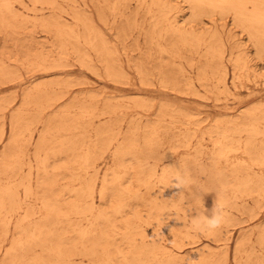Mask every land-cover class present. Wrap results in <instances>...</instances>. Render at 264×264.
I'll use <instances>...</instances> for the list:
<instances>
[{
  "label": "rangeland",
  "instance_id": "1",
  "mask_svg": "<svg viewBox=\"0 0 264 264\" xmlns=\"http://www.w3.org/2000/svg\"><path fill=\"white\" fill-rule=\"evenodd\" d=\"M165 5L152 0H14L12 7L15 16L5 13L7 22H1L4 14L0 10V97L3 98L1 103H8L4 115L0 111V134L3 132L0 154L11 139L15 143L12 142L6 149L7 161L24 154L18 167L13 170L0 167V174L6 175V171L14 170H20L23 174L31 171L35 190L38 172L47 173L37 169L45 152L35 153V143L43 132L47 145L51 147L47 153L49 163L56 165L53 169L48 168L47 174L50 176L39 177L42 183L45 180L51 182L46 200L39 194H26L24 185H18L22 195L20 207L15 206L10 214L7 232L0 231V264H12V261L32 264L37 255L47 254L49 248L46 247L53 244L30 241L26 249L16 248L12 251L9 247L20 237L21 224L31 228V224L39 223L42 229L60 235L65 246L93 243L104 236L100 232L104 222L99 216L84 217L72 210L71 206L78 196L76 191L84 179L74 178L71 173L80 171V165L85 164L81 158L83 146L89 144L91 147L97 142L98 135L94 129L106 120L119 118L116 126L121 134L118 141L113 139L111 150L97 159L96 189L98 191L101 185L103 174L115 167L118 161L127 167L130 176H108L115 192L108 196L111 201L105 205V209L109 219L115 223L114 227L108 226L109 236L116 240L103 244L120 246L126 253V246L131 244L122 241L127 222L140 225L141 234L153 232V228L143 219L134 218L132 210L127 209L122 213L114 211L119 197L116 193L120 188L119 183L133 181L131 176L139 163L147 166L156 161V157L150 156V152L140 147L144 140L148 137L156 139L159 142L156 154L172 153L173 160L190 155L194 147L199 146L206 151L203 161L209 163L206 158L213 149V140L210 138L213 133L209 134L208 128L215 119L229 121L241 118V109L258 106L256 112L259 113L264 107V36L255 42L249 35V29L236 23L233 12L229 10L221 11L187 0H175L174 6L167 5L168 9L174 8L166 14ZM77 8L86 12V20L94 26L92 34L99 38L103 36L114 58L122 62L126 77L115 79L106 72L104 64L96 57L98 54L86 41L91 36L92 28L76 22L74 15ZM59 22L68 26L62 27ZM172 23L194 35L187 34V40L182 41L181 36L170 29ZM72 27L81 33L79 39L72 36ZM98 37L91 40L92 44L99 46ZM212 45L225 50L226 86L220 83L221 87L218 88L213 87L217 82L213 75L207 76L203 82L197 78L198 65L206 61L207 47ZM74 48L92 54L94 66L82 64ZM237 57L246 60L249 77L233 79L231 58L234 61ZM40 64L49 68L45 74L37 69ZM136 64L145 70L144 77L139 75ZM181 68L186 75H191L192 85L185 84L180 78L178 72ZM254 69L262 74L255 78ZM19 80L24 83L17 85ZM35 82H44L47 93L64 95L53 108L38 113L44 98L35 94L24 95L26 87ZM17 111L20 112V120L13 124ZM47 122L49 124L46 126ZM260 127L264 130L263 122ZM228 128L231 129V126ZM102 134V138L109 139L113 133ZM184 134L188 135L189 146L182 144ZM230 138L233 141L249 139L246 134L233 131ZM118 143L136 151L122 153L117 160L112 152ZM249 147V153L242 148H234L228 158L235 162L242 178L249 177L255 181L258 176L264 175V167L254 161L264 155V134L255 138ZM157 163L161 169L167 165L168 159ZM221 164L229 174L236 173V168L228 162ZM249 165L252 168H248ZM207 175H197L198 182L205 181ZM0 181L2 187L7 188L8 178L3 176ZM251 186L256 189L255 185ZM155 191L156 195L174 203L171 210L158 212L166 230L162 239L164 244L167 243L169 248L180 254L193 246L202 248L208 245L218 251L222 248L211 240L207 232L201 233L194 229L192 232L197 233L194 239L198 241L192 246L184 244L179 249L175 240L167 242L171 230L180 227L173 218L174 213H178L180 222H188L184 217L186 206L180 201L181 190L175 187V182L167 190L158 182ZM258 191L235 193L229 185L221 192L227 197L230 214L228 224L224 227L232 235L227 264H237L235 245L242 233L250 234L252 243H255L256 249L259 248L257 240L264 233V193ZM95 201L98 207H104L98 192L95 193ZM50 207L55 208V214L47 216L45 214ZM132 207L139 211L142 218L149 217L152 212L150 206L142 201ZM84 230L89 232L84 235ZM138 243L147 244L148 239L145 237ZM249 249V243L243 246L239 253L240 264H245L246 250ZM74 257L75 264H96L80 255Z\"/></svg>",
  "mask_w": 264,
  "mask_h": 264
},
{
  "label": "bare ground",
  "instance_id": "2",
  "mask_svg": "<svg viewBox=\"0 0 264 264\" xmlns=\"http://www.w3.org/2000/svg\"><path fill=\"white\" fill-rule=\"evenodd\" d=\"M37 1V0H35ZM154 2H163L166 7V14L169 13L174 7L168 9V4L174 6L175 0H152ZM190 3L202 4L207 8H219L221 11L229 10L234 14V18L236 23L244 25L249 29L250 37L256 42L264 36V0H187ZM13 2L14 0H0V10L2 12L1 22H7L5 13L11 14V16H15L13 12ZM52 5L54 6L53 2ZM75 19L76 22L83 25L84 27L92 28L90 29L91 36L86 41H89V44L98 54L96 57L104 64L106 72L111 75L115 79H120L126 77V71L122 65V62L118 59L114 58L113 53L109 50L108 45L106 44V40L103 36H96L93 32V25L86 20L84 14V10L77 8L75 10ZM196 12H193V14ZM59 16V15H58ZM92 22V20H91ZM50 24V23H46ZM60 24V22H59ZM68 26V24L61 23L60 26L63 27ZM169 29V28H168ZM170 29L174 31V33H178L181 36L182 41H186L187 34L194 35L191 32H187L180 27H178L175 23L170 25ZM72 36H75L77 39L80 38L81 33L76 31L73 27L71 29ZM98 37L99 46L95 47L91 40ZM195 37V36H194ZM204 40V39H202ZM200 41V40H199ZM207 42V39L205 40ZM257 44V43H256ZM210 45V44H209ZM261 46V45H260ZM77 56H80V61L84 65H92L94 66L95 61L90 53H83L81 48H74ZM208 56L205 62H202L198 65V75L197 78L200 81H204L207 79V76L213 75L217 79V82L213 84V87H219L220 83L226 86V76H227V66L225 61V50L223 47L211 46L207 47ZM45 60V59H43ZM130 60V59H129ZM233 65V79H242L245 77H249V71L247 69V65L245 64L246 60L241 57H237L234 61L232 60ZM39 64V62L37 63ZM242 65V66H241ZM37 68L45 74L49 68L42 64L38 65ZM137 71L140 76L144 77L145 70L142 68L140 64H136ZM244 67V68H243ZM51 72V71H49ZM5 73V72H4ZM180 78L187 85H192V77L191 75H186L184 70L181 68L179 70ZM262 74L258 69H254L255 78ZM14 79V78H13ZM180 79V80H181ZM211 79V78H209ZM24 82L19 80L17 85H22ZM221 87V86H220ZM47 85L44 82H35L30 84L24 90V95L29 96L32 94L37 95L39 98H44V101L41 104L40 112H43L45 109L53 108L56 101L61 98L64 93L59 95H53L49 92L47 93ZM3 98L0 97V111H2V115H4L5 108L8 107V103L4 102ZM258 106H251L249 108L241 109V118H233L229 121H225L223 118H217L212 123V125L208 128L209 134L211 135V139L213 140V149L210 151V154L207 156V160L209 163H205L203 161V153H206L205 150L200 148L199 146L194 147L193 152L186 156L183 155L178 159L173 160L172 153L165 154H156L158 152L157 146L159 145L156 139L153 137H148L141 144L144 150L150 152V156L156 157V161L154 163H149L147 166L138 164L136 167V172L131 176L133 181H128L120 184V188L117 189V195L119 196L116 200V213H122L127 209L132 210L135 219H143L145 223L150 225L153 228L152 233L141 234L139 226L136 225V222H127L126 230L124 231V238L122 241L131 243L129 246H126L128 251L125 253L124 249L120 246L103 244L110 241H115L114 237L109 236L108 226H115V223L109 219L108 211L105 209V205L109 204L111 199H109V195L114 194V190L111 187V182L108 180V176L119 178L121 176H130L128 173L127 167H125L122 162L117 163L115 167L109 169L103 174V178L101 181V185L97 191L96 189V178H97V159L105 152L111 150V144H114L113 139L118 141L119 134H121V130L116 126L119 118H110L95 127V131L98 135V140L93 146H89L86 144L83 146V154L81 155L82 161L85 163L84 165H80V171L71 173V176L74 178L84 179L80 181L82 186L77 193V198L75 202L72 204L71 208L74 210L76 214H83L84 217L88 215H92L93 218H97L99 216L104 222L102 228L100 230L101 233L104 234L100 239L93 241V243H81V245L71 244L68 246L63 245V239L60 235L53 234L49 230H44L41 228L39 223L31 224V228H28L26 225L21 224L19 227L20 237L15 239L13 243L10 245L9 249L15 251L16 248L26 249L29 245L30 241L34 242H52L53 244L46 247L48 249L47 254L37 255L35 262L32 264H75V255H80L85 257L90 261H95L96 264H199L202 263H212V264H227L228 256H229V243L232 237L231 233L227 232V229L224 226L222 228L214 231L207 232V235L211 238V240L217 244H219L222 248L220 250H213L210 246L206 245L202 248L189 249L184 254H180L178 252H174L171 248L168 247V244L162 240L163 233H165L164 229V221L161 218V215L158 214L159 211L165 212V210L170 209L171 206L174 205L170 201V199H165L161 195H156L155 185L159 182L164 186L165 190L168 189V186L172 185L175 181V175L178 171L184 172L187 171L189 176L191 177V185L186 190H181L182 196L180 201L186 207V212H184L185 220L188 222H180L178 218V213H174V220L179 222V228L177 230H171V236H168L167 242L176 241L179 249H182L184 244L194 245L198 240L194 239L197 233H193V228L191 227L192 218L198 214L199 210H208L206 214H210L211 209L214 206L215 200L218 196L222 197L224 201L227 200L225 195L221 194V192L225 189V187L231 185L234 189V192H254L259 190L264 193V175H260L256 178L255 181H252V178L246 177L242 178L240 172H238V167L235 162L230 158H228L229 154L232 152L234 148H242V150L246 152H250L249 145L252 144L259 135L264 134V130L261 129L260 125L264 123V107L260 110L259 113L256 112ZM22 113V112H21ZM259 114V116H257ZM19 115V116H18ZM13 124L20 120V112L17 111L14 114ZM199 121V120H197ZM228 122V124H226ZM49 124L47 122L46 126ZM231 126V129L228 128ZM215 127V129H212ZM85 130L88 131L86 128ZM231 131L233 133L238 134H246L249 139L246 140H235L233 141L231 136ZM103 132H111L113 133L110 138H102ZM0 134V142L2 140V134ZM30 133V137H31ZM242 136V135H240ZM13 139L9 140L6 143V147L3 152L0 154V167L5 170L18 167L22 162L21 159L24 158V154L17 155L13 157V159L7 161V148L12 144ZM70 142V141H69ZM15 143V141L13 142ZM68 144V143H67ZM136 144V143H135ZM182 144L184 146H189L188 135H183ZM21 146V144H20ZM50 146L46 143L45 133H41L39 138L35 143V153H39V151H44L45 156L38 162L37 169L38 171L44 170L48 173V168H55V163H49V157L47 156L48 151L50 150ZM136 150H131L126 145L122 143H118L114 148L112 154L114 157H117L119 160L120 154L130 153ZM36 154V155H37ZM164 158L168 159L167 165H164L158 168L157 161H161ZM255 163L264 167V155L256 158L254 160ZM228 162L230 166L236 168V173L229 174L224 170V165L221 163ZM248 168H252L251 165L247 166ZM8 168V169H7ZM21 168V166H19ZM115 168L117 170H115ZM226 168V167H225ZM93 170V172H91ZM5 171H2L3 173ZM42 174L38 172L37 174V186L35 190L33 188L32 178L33 172H29L27 174H23L20 170H14L13 172L6 171L5 174H0V178L3 176L8 178V186L7 188L2 187V182L0 181V231L7 232L9 227V216L12 214L14 207L19 206L22 195L19 193L18 185H24V190L26 194L35 193L36 195H42V197L46 200L47 192L50 190L51 182L49 181H41L40 176H50V174ZM89 173V175H88ZM110 173V174H109ZM206 180L203 182H198L197 175L207 174ZM251 185H255L256 189H254ZM219 188V189H217ZM77 190V188L75 189ZM258 191V192H259ZM98 192L99 199L101 203H104V207L100 208L97 206L95 201V193ZM147 195V196H145ZM198 198V199H197ZM142 201L147 203L150 206L151 213H149V217H143L139 214L137 209H134L132 206L138 205V202ZM17 204V205H16ZM178 206L179 204H175ZM20 207V206H19ZM179 209V207H178ZM53 210L54 207H50L49 210L46 211L45 215H54ZM171 210V209H170ZM44 215V216H45ZM228 220L230 218L229 211L227 209ZM189 217V219H187ZM96 220V219H95ZM228 222V221H227ZM89 231L84 230L82 233L85 235ZM178 233H181L178 236ZM148 239L147 244H140L139 241H143L144 238ZM178 239L177 241V238ZM259 243V248L256 249L255 243H252V238L250 234L242 233L236 240L235 245V257L237 259V264H240V256L239 253L242 252L243 246L247 243L250 244V249L246 250V261L245 264H264V233L263 236L257 240ZM44 248V247H43ZM10 252V251H8ZM8 252L6 254H8ZM12 254V253H10ZM14 257H18L17 254H12ZM254 255V257H253ZM21 256H24L21 255ZM12 264H24L21 261H12Z\"/></svg>",
  "mask_w": 264,
  "mask_h": 264
},
{
  "label": "clouds",
  "instance_id": "3",
  "mask_svg": "<svg viewBox=\"0 0 264 264\" xmlns=\"http://www.w3.org/2000/svg\"><path fill=\"white\" fill-rule=\"evenodd\" d=\"M175 187L186 190L192 183L187 171H178L175 175ZM183 192L179 195L181 196ZM198 199V198H197ZM208 210H199L198 214L192 218L191 227L201 233L214 232L222 228L228 221L227 203L222 197L218 196L210 214Z\"/></svg>",
  "mask_w": 264,
  "mask_h": 264
}]
</instances>
